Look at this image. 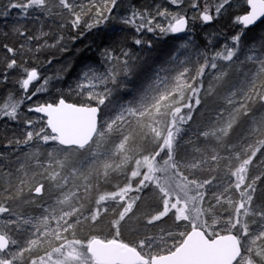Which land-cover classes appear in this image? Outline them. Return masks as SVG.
Returning a JSON list of instances; mask_svg holds the SVG:
<instances>
[{
    "label": "snow or ice",
    "instance_id": "snow-or-ice-1",
    "mask_svg": "<svg viewBox=\"0 0 264 264\" xmlns=\"http://www.w3.org/2000/svg\"><path fill=\"white\" fill-rule=\"evenodd\" d=\"M168 3L178 9L187 4L192 15L163 6L154 12L134 9L121 19L133 44L151 47L142 34L178 36L190 31V20L209 25L225 12L233 31L218 48L209 39L212 47L196 52L198 68L187 66L190 59L171 65L174 75L157 76L161 86L149 84L133 101L113 106L111 114L101 106L136 70L128 36L101 51L103 70L82 69L74 90L83 102L69 103L61 95L29 106V113L39 115L23 121L22 138L8 140L5 147L13 152L7 163L0 153V264H264V160L252 174L258 153L264 156V0ZM118 6V0H8L7 5L34 23L57 16L59 29L69 35L104 24ZM14 31L27 43L37 42V53L45 47L66 51L64 34L52 43L42 29L38 35L26 25ZM191 45L189 36L180 48L190 51ZM3 47L10 55L0 77L6 84L18 73L20 98L3 101L0 120L17 123L22 105L50 80L41 77L40 67L16 58L25 43ZM237 61L249 69L241 90L229 88L207 126L185 139L208 69L214 83H223L225 69ZM214 93L210 85L208 94ZM241 118L250 126L232 144ZM37 141L55 147L41 155ZM22 147L36 151L21 155ZM32 208L40 214L33 215ZM169 222L159 234L152 231ZM126 228L134 239L124 238Z\"/></svg>",
    "mask_w": 264,
    "mask_h": 264
},
{
    "label": "trees",
    "instance_id": "trees-1",
    "mask_svg": "<svg viewBox=\"0 0 264 264\" xmlns=\"http://www.w3.org/2000/svg\"><path fill=\"white\" fill-rule=\"evenodd\" d=\"M7 5L8 0H0V73L3 72L4 58L10 55L3 45L7 43L9 46H16L19 48L20 43H25L24 49L18 53L16 58L26 61L30 66L34 65L40 67L41 77L49 79L50 83L45 86L40 94L33 98V101H26L22 105L19 109V122L13 123L8 120H0V145L2 147L5 163H7L8 157L13 152V148L5 147L8 140L14 139V137L22 138L24 132L23 121L25 119L35 120L38 116L34 113H29L27 108L38 102L57 101L61 95L72 103L83 102L84 97L78 95L74 90L78 75H80L82 69L88 65L103 70L100 53L105 47L112 45L114 41L125 36L129 37L127 40V48L132 53V56L136 58L134 60L136 70L131 76L123 78V84L113 93L112 97H110V102L107 103V106H101L105 114H111L113 106L121 104L126 105L133 101L149 84H156L155 79H157L159 71H168L170 66L173 65L171 60L174 51L177 49L176 41L178 38L190 34L196 36L201 42L203 41L201 35L197 34L199 31H195V23L191 20L189 21L190 31L178 36L168 35L166 37H160L158 34H142L145 40L151 41V47H148L147 45L136 46L133 44L131 39L132 32L117 18L116 20H112L107 26H98L91 31L82 29L83 34L72 32L69 35L67 29L63 31L59 29L58 25L61 21L57 16L42 18L40 22L34 23L31 17L25 18L22 14H19V9H11L9 11ZM123 5L125 9L127 6L126 10L128 13L134 9L143 10L145 8L154 12L157 6L167 7L171 11L176 8V6L170 5L168 0H123ZM6 11H9L7 17L4 16ZM222 22L223 21L220 19L211 23V25L215 26L216 24L225 38L231 33L233 28L230 23H225V20L223 23ZM25 25L34 29V34L37 35L41 29L44 32L50 33L48 39L49 42L52 43H54L52 37H58L64 34L67 37L63 41L66 45V51H60L58 47H45L39 53L35 52L34 49L37 42L33 41L27 43L22 40V38L18 37L14 31L15 28ZM261 28H264V25H261ZM259 31L260 29L256 30V32ZM254 34L253 32H249L248 36L251 37ZM29 49H32V51H29ZM49 59H51L50 64L47 63ZM243 59L244 58H242V60ZM174 74L175 73L172 74L169 72V77ZM17 76L18 73L13 71L12 74L9 75L8 83L6 84L3 82L2 77H0V107L3 106V101L8 100L9 97L15 96L16 99L20 98V89L16 83ZM40 83H42V81L34 82V85L30 86L29 91H34ZM92 103L95 105V101ZM207 115L208 114L204 115L200 122L208 123V119L204 120ZM194 118L195 117H193L191 128L188 129L185 139L192 135L195 123ZM36 144L39 145L40 154L43 155L46 150L45 146L40 142H36ZM25 150L29 152L31 148L22 147L19 151L23 153ZM12 158L14 159L15 157L13 156Z\"/></svg>",
    "mask_w": 264,
    "mask_h": 264
},
{
    "label": "rangeland",
    "instance_id": "rangeland-1",
    "mask_svg": "<svg viewBox=\"0 0 264 264\" xmlns=\"http://www.w3.org/2000/svg\"><path fill=\"white\" fill-rule=\"evenodd\" d=\"M118 4L119 6L114 10L113 14H112V18L105 22L104 24H101L99 26H107L109 23H111L112 20H116V18L118 20L121 21V19L127 15H129V13L127 12V6L126 9L123 5V0H118ZM179 10H184V11H188V15L191 16L192 12L190 10L187 9V4H185L184 6H182L180 9H178L177 7L175 8V10L172 11H179ZM234 10V9H233ZM223 22L225 20V23H230V20L228 18V12H225V14L222 16V18H220ZM219 19V20H220ZM218 21V20H217ZM195 23V31H199L197 34L201 35V37L203 38V41L201 42L196 36L194 35H184L181 38H178L176 41V51H174L173 55H176V60H171L172 64H175L177 66H179V62L182 60H191V63H189L187 66L190 68H193V66L195 68L199 67V64H196L195 61L197 59L196 57V52L200 51L203 52L205 50V48H211L212 46L208 44L209 39L213 40V44L218 48L219 46H221L225 40H224V36L221 34V32L219 31V27L216 26H212L211 24L209 25H203L201 24L199 21H193ZM222 22V23H223ZM220 23V22H219ZM226 28H229L228 26H225ZM232 29V28H231ZM233 31V30H232ZM231 31V32H232ZM191 37L192 39V45H191V50H187V49H182L180 48V45L184 44L187 42L188 37ZM211 54V53H209ZM242 58H244L243 53L240 56V59L242 60ZM200 63H203V60L201 59ZM221 65L224 64L223 61L218 62ZM229 75L227 77V80L223 83L221 82H215L214 83V76L212 73V70L209 68L208 71L206 72L205 76L203 77V91L201 92V105L198 106V108L196 110H194L193 112V117L194 118V128L196 127H203V126H207L208 123H202L201 118L208 114L207 116H205V119L210 118V114L214 111H218L219 108L222 106L223 103V97L227 94V91L229 88H232L234 86V90L236 91H240L242 86H243V82H244V76L243 73L247 72L249 69L248 67L242 66L239 61H237L234 65H232L229 68L225 69ZM168 73V74H167ZM173 74V73H172ZM192 75H195V70H193ZM157 76L161 77V78H166L169 77V72L167 70H162L159 71V73L157 74ZM156 84L154 86H161L160 85V81L155 79ZM34 85V84H33ZM212 85L215 88V93L213 95H209L208 94V89L209 86ZM32 86V85H31ZM179 98V97H177ZM237 99H240V96H237ZM186 102V101H185ZM179 106V105H177ZM258 108V106H256ZM196 125V126H195ZM250 125L247 122L246 118H241L239 127H237L235 129V132H233L231 134V138H230V143L232 144H237L240 142V137H241V133H244L245 130L249 127ZM25 134V132H23V135ZM37 143H39L37 141ZM46 149L51 148V147H55V145L53 144H49V145H44ZM25 152H28L25 150ZM29 152H35V147L31 148V150ZM21 155L23 154L22 152L20 153ZM260 160H264V156H261L258 153V159L256 161V165L255 167L252 169V174H256L260 168ZM113 183H115V181H113ZM238 198V195L237 197ZM141 208H144V204L141 205ZM30 212L33 215H39L41 210L38 208H32L30 209ZM170 226V222L168 224H164V225H159L156 228L152 229L153 232H155L156 234H159L160 228H167ZM103 232L106 233L107 229L104 228ZM87 231L85 230V232L81 233V235H86ZM125 238H129V239H134V235L131 233V230L126 228L125 229V234H124Z\"/></svg>",
    "mask_w": 264,
    "mask_h": 264
},
{
    "label": "water",
    "instance_id": "water-1",
    "mask_svg": "<svg viewBox=\"0 0 264 264\" xmlns=\"http://www.w3.org/2000/svg\"><path fill=\"white\" fill-rule=\"evenodd\" d=\"M181 34H184V33H181ZM181 34H179V35H181ZM67 101V100H66ZM67 102H69V103H72V102H70V101H67ZM35 114V113H34ZM36 115H39V114H36Z\"/></svg>",
    "mask_w": 264,
    "mask_h": 264
},
{
    "label": "flooded vegetation",
    "instance_id": "flooded-vegetation-1",
    "mask_svg": "<svg viewBox=\"0 0 264 264\" xmlns=\"http://www.w3.org/2000/svg\"><path fill=\"white\" fill-rule=\"evenodd\" d=\"M0 153H2V147H1V145H0Z\"/></svg>",
    "mask_w": 264,
    "mask_h": 264
}]
</instances>
